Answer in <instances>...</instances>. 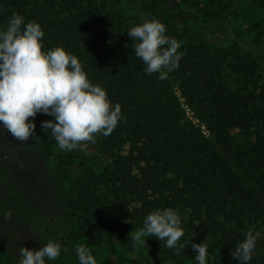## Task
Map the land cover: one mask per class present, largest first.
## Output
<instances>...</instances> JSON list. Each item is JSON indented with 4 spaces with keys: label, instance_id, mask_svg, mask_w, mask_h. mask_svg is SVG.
I'll return each mask as SVG.
<instances>
[{
    "label": "trees",
    "instance_id": "1",
    "mask_svg": "<svg viewBox=\"0 0 264 264\" xmlns=\"http://www.w3.org/2000/svg\"><path fill=\"white\" fill-rule=\"evenodd\" d=\"M239 1L0 0V30L13 13L38 21L42 50L71 51L89 79L121 105L123 118L95 143L105 166L60 176L72 234L109 244L142 227L149 212L171 207L181 217L178 245L185 249L175 255L146 237L144 255L128 264H198L191 244L204 240L208 264H238L231 251L249 230L260 233L249 264H264V72L254 60L264 55V0H246L259 14V48L233 31L227 34L232 49L219 53L193 26L200 21L223 34ZM152 17L166 24L183 53L165 80L145 74L127 35L141 18ZM187 108L198 122L187 117ZM40 140L58 165L74 163L50 129L41 131ZM8 238L0 225V246L10 264H18L11 244L3 243Z\"/></svg>",
    "mask_w": 264,
    "mask_h": 264
},
{
    "label": "clouds",
    "instance_id": "2",
    "mask_svg": "<svg viewBox=\"0 0 264 264\" xmlns=\"http://www.w3.org/2000/svg\"><path fill=\"white\" fill-rule=\"evenodd\" d=\"M167 26L156 17L141 18L127 35L133 50L144 64L146 75L157 74L165 80L179 68L183 53L180 42L170 37ZM44 30L35 20L13 13L0 30V126L19 142L35 134L38 113L54 119L41 122L50 129L58 147L72 151L86 142H94L95 134L108 136L123 118L120 103H113L107 90L93 83L78 57L63 46L42 50ZM31 118V119H30ZM5 219L12 216L4 213ZM260 233L249 230L231 251L238 264H249ZM184 236L177 210L156 208L143 219L142 227L131 235V246L155 237L172 249L175 255L187 245L178 241ZM189 244V243H188ZM191 248L198 264H208L207 244L193 242ZM58 240L49 239L39 248H19L18 264H47L67 251ZM78 264H97L92 251L84 245L75 248Z\"/></svg>",
    "mask_w": 264,
    "mask_h": 264
},
{
    "label": "rangeland",
    "instance_id": "3",
    "mask_svg": "<svg viewBox=\"0 0 264 264\" xmlns=\"http://www.w3.org/2000/svg\"><path fill=\"white\" fill-rule=\"evenodd\" d=\"M257 17L259 14L253 4L241 0L231 16L233 24H225L221 30L223 34L218 35L200 21H194L193 26L206 35L214 49L224 53L232 49L227 34L233 31L252 46L261 47L255 33L254 19ZM254 60L264 72V55L255 54ZM46 116L41 113L36 115L35 134L24 142L16 141L0 126V225L9 237L8 242L2 240L4 245L8 248L10 243L12 253L20 258L19 248L22 246L35 249L49 239L60 241L68 250L62 251L57 259L48 261L47 264H78L75 248L80 245L87 246L92 251L97 264H106L109 260L113 264H128L143 256L144 242H138L135 247L131 246V235L135 232L118 236L109 244L99 245L94 239L72 234L73 222L60 198L59 179L67 173L78 176L92 164L97 169L105 166V162L95 152V143L101 134H95L94 142H86L68 151L74 156L72 165H58L56 157L50 156L40 140L43 130L41 122ZM187 117L195 122L199 121L189 108ZM203 128L205 129V125ZM7 211L12 212L9 219L4 216ZM7 255L0 246V264H10Z\"/></svg>",
    "mask_w": 264,
    "mask_h": 264
}]
</instances>
